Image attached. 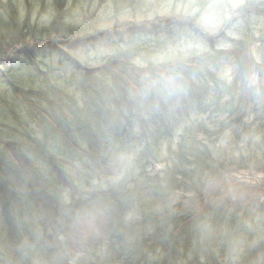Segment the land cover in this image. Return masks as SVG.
<instances>
[{
    "label": "trees",
    "instance_id": "1",
    "mask_svg": "<svg viewBox=\"0 0 264 264\" xmlns=\"http://www.w3.org/2000/svg\"><path fill=\"white\" fill-rule=\"evenodd\" d=\"M203 10L204 16L208 17V10ZM240 27H244L243 30ZM234 29L239 51L233 56L184 54L182 62L149 67L146 74L151 76H147L138 73L131 62L135 54L131 48L101 64V75L96 79H82L79 82L80 98L88 106L86 113L78 110L76 124H70L73 140L69 158L72 164L56 161L52 172L63 179L75 180L63 185L73 191V186H79V177H92L86 171L91 170L93 163L106 166L101 184L104 189H92L87 199L74 207L77 215L84 214L94 221L87 228L80 226V231L72 225H69L72 229L62 230L64 225H59L58 218L65 212L71 213L74 208H55L52 203V218L42 216L36 234L27 232V225L21 222L16 231L17 241L15 238L13 242L8 240L6 246L1 243L5 236L0 230V257L3 248L8 247L19 264H41V261L45 264H63L62 261L64 264H221L222 258H235L239 249L246 248L235 244L243 231L248 241L259 235L258 229L264 231V216L259 211L263 189L257 183L238 179L222 156L208 151L210 143L202 140L200 143L205 144L202 146L196 137L198 134L215 140L221 138L226 128L234 127V133L241 131L240 139L251 140L255 134L254 130H248L250 119L253 124L255 118L261 117L260 125H264L263 104L261 102L259 108H263L258 110L255 105L258 98L250 94L257 89L252 86L251 75H257L259 86H264V54L253 59L250 52L257 44L264 47V41L260 39H264V19L256 28L250 29L247 22L240 26L234 24ZM143 61L145 66L155 63L147 55ZM221 61L224 64L233 62L237 73L233 80L235 87L230 85L228 88L223 83L221 86L215 78L219 92H226L230 100L222 107L218 93L210 101L212 115L208 118H185L171 114L172 110L165 112V98L169 104L173 102L172 98H167L169 90L143 89L145 81L167 79V72L171 76L172 71L180 70L172 76L176 88L171 90L183 91L191 104L190 98L203 97L208 88L201 91L199 87L210 83L215 76L214 70L222 65ZM189 66L198 67L202 72L193 75L188 70L185 73ZM235 82L239 84L237 89ZM178 86L182 91L177 89ZM113 104L122 106L124 111L114 110ZM133 110L137 125L130 117ZM210 124L218 131L210 133ZM259 144L263 146L262 142ZM124 152L130 154L126 156ZM16 161L18 167L3 169L5 179L0 178V195L4 189L10 195L0 196V202H6L10 196L16 200L17 189L24 188V193L33 192L37 196L51 187L46 185L47 180L37 177V172L36 181L19 188L33 170L26 165L29 164L26 158H16ZM150 161L152 164L162 161L164 167L160 172L150 171L145 179L143 174L137 175ZM237 162L248 164L243 159ZM263 166L249 168L264 172L258 170ZM8 185H13V191L6 188ZM30 187H36L37 193ZM254 214L258 216V222ZM10 217L13 215L4 218L10 221ZM244 220H248L247 223ZM243 224L246 229L242 228ZM250 244L253 245L252 241ZM220 249L225 252L218 253Z\"/></svg>",
    "mask_w": 264,
    "mask_h": 264
},
{
    "label": "rangeland",
    "instance_id": "2",
    "mask_svg": "<svg viewBox=\"0 0 264 264\" xmlns=\"http://www.w3.org/2000/svg\"><path fill=\"white\" fill-rule=\"evenodd\" d=\"M251 1L254 0H140L139 2H136V0H0V15L2 18L6 17L8 19H12L15 23L22 21L21 25L15 24L11 26V33H18L21 31V29H25L24 25L26 26V24H32L30 27L39 31L38 35L41 36L38 39V42L53 37H70V39H73L74 42L80 39L81 36L85 37L86 33L93 34L98 30L107 29L109 27L114 28L116 32L120 33L122 30L126 29L127 26L136 25L139 22H143L157 16L168 17L176 15L188 18L195 17L197 21H203L206 25H202L201 23L199 24L205 29L208 38L211 37V35H218V31L222 32V30L224 34L226 33L232 38H236L238 37L237 32L234 27L230 26V24L233 21V17L237 15V9H240L242 4ZM257 2L262 3L264 0H258ZM201 3L205 5V8L208 7V17L204 16V10L201 9L199 5ZM215 7L216 10H214ZM114 8L118 10V13L112 15V10ZM130 8H133V10L129 11ZM147 23L149 24L148 26H146L145 23H142L141 25L142 28H145L146 31L149 32V35L162 33L166 24V22H162L161 25L156 23L159 26L151 28L154 20H150ZM240 23L241 22H237V25ZM193 27L195 28L196 25ZM256 27H259V24H256ZM258 31L259 29L257 32ZM28 37L30 36L28 35ZM176 37L179 39L177 40L176 47H173V41H170L167 45L166 53H164L160 58L155 53L149 52L148 49L144 50L143 48L141 50L145 52L139 54V56H143L145 53H148L150 61H154V59H156V62L159 63H172L181 61L183 55L185 53L187 54V50L203 51L205 48L202 46H206L205 42H208L206 41V38L198 36L197 33H176ZM103 41L104 40H92L84 44L70 45L65 46L64 48L68 51V53H70L71 56L85 60L88 59L90 62H92L98 60L102 56L104 57L109 55L110 53L114 52L113 50L128 48L130 46L128 41L127 43L120 42L118 40L107 43ZM217 44L219 50H225L228 54H233L234 51L238 53L237 50L231 49L230 44L227 42L217 41ZM7 45L8 43L6 41V45L4 47L0 45V49L3 50ZM254 54V59H257L258 51L255 50ZM54 57H56V55L52 54L48 56L50 60L44 61L48 64L51 70L56 72L57 76L61 77V81L63 80L65 81L64 83L67 84L71 81V76L74 74V72L71 68L65 66L62 67L61 65L58 66V64H52L56 61V59H53ZM40 58H42V56H40ZM131 62L135 65L138 73L141 74L146 73V70L149 67L157 64L155 62L149 66H142V62H135L134 60ZM43 68L45 69V67ZM232 71L233 67L231 66L223 67L221 69V75L226 76L230 82L233 78ZM79 78L82 77L79 76ZM49 82L46 81L43 84L46 86L50 84ZM65 93L69 97H73L75 100L77 99L72 88H67ZM258 105L260 106L261 103ZM262 108L263 107H260V109ZM3 112L4 108L0 104V118L5 117ZM36 117L38 116H32L29 118L31 126H38L36 125L37 120L34 119ZM260 119L261 117L256 118L254 123L248 129L254 130L255 136H264V125H260ZM236 142L241 146H248L255 150V154H253L251 157L254 164H264V152L263 154L261 152L264 147L260 148V145H256L259 144V142H256V144L247 143L245 138H242L240 141L237 140ZM123 154H125V152ZM106 171V168L92 164L91 170L86 172L90 175H95L98 172L100 174H104ZM49 179L51 180V178ZM86 179L89 178L79 177L78 187L80 189H84V181ZM87 182L88 181L86 180V183ZM89 183L92 185L96 184L94 181ZM96 189H101L99 188V184L96 185ZM63 190L64 189H61V191ZM70 192L71 191L63 192L65 199L68 202H71L73 197ZM76 192L77 191H75V193ZM76 195L79 198L78 200H73L75 202H78L79 199L83 200L86 198L79 193ZM33 207L34 205L29 198L23 197L20 204L13 203L15 213L25 210L30 212L33 210ZM30 214V220L34 221V219L39 218L36 214V210L30 212ZM83 226L86 227V223H83ZM76 229L77 231L81 230L79 227H76ZM37 230L38 227H32L34 234L37 233ZM2 252L6 256L5 263L19 264L15 259V254L11 249L8 248L5 252ZM62 263L64 264L65 261H62ZM41 264L45 263L41 261Z\"/></svg>",
    "mask_w": 264,
    "mask_h": 264
}]
</instances>
